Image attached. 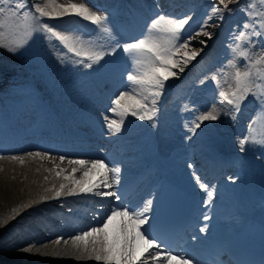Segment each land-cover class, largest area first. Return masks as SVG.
Listing matches in <instances>:
<instances>
[{
  "label": "snow or ice",
  "instance_id": "obj_1",
  "mask_svg": "<svg viewBox=\"0 0 264 264\" xmlns=\"http://www.w3.org/2000/svg\"><path fill=\"white\" fill-rule=\"evenodd\" d=\"M231 2L232 0H219V5L212 6L207 18L200 23L196 31L186 29V25L193 19L191 15L178 18L158 14L150 21L140 38L123 44L116 42L105 47L103 44L86 42L81 35L63 29L64 24L72 23L65 21L64 17L79 18L76 23L87 21L95 26L92 29L94 34L115 40L112 29L107 24L108 18L94 11L86 2L60 3L59 0H40L29 8L28 0H0V49L13 55L17 54L25 41L10 39V35L14 29H22L26 37L36 33L43 35L50 44L53 41L59 42L67 53L76 58L73 61L75 64H82L88 69L99 65L106 56H115L118 51L122 52L130 65L126 74L129 90L121 92L112 102L113 107L110 110L119 120L104 117L109 132L115 135L121 131L128 116L139 120H153L158 111L156 104L167 82L173 78L178 79L179 73L199 55L195 50L188 51L191 40L201 35L211 40L214 33L207 31L209 21L216 17L223 22L225 14L232 15L239 10L247 19L238 26L239 31L233 29L230 32L227 63L211 80L215 84L214 91L218 92V100L225 114L231 113L235 118L241 104L250 95L260 103L261 113H264V8H257L254 0H250L247 6L242 4L241 0H235L239 9H233L229 8ZM260 3L264 4V0H260ZM52 21L55 23H50ZM207 40H200L199 43L207 47ZM181 52L183 54L179 55ZM228 68L235 70L231 84L228 83ZM219 115L217 106L213 104L211 110L195 117L190 130L195 134V130L199 129L204 121H216ZM255 122L253 120L248 124L247 135L238 138L241 151L245 150V144L264 145V135L258 137L253 127ZM152 126L155 127V124ZM27 157L53 161L56 159L40 151L29 152ZM8 158L18 161L21 165L26 159L19 156ZM3 159L5 156L0 155V160ZM59 160L63 163L65 157L60 156ZM67 164L72 166L68 174H65L64 168H59L58 171L52 169L56 177H62L67 182L61 183L59 188L55 189L53 199L84 195L121 200L118 192L114 190V186L120 183L119 167L109 166L103 159H69ZM77 172L81 173L79 178L75 175ZM94 177L100 178L94 180ZM196 183L206 190L210 202L213 199L212 191H207V185L201 183L199 177H196ZM151 205L152 201L148 200L142 209L113 207L98 225L77 232L69 238L58 236L54 243L60 245L63 241L65 245L70 244L74 250L71 255L76 260H93L97 264H173L174 261L175 264H194L192 257L174 253L152 235L151 217L145 215L150 212ZM103 207L101 204V209ZM204 219L209 217L205 215ZM199 231L205 232L206 228L202 227ZM33 247L34 243L22 251L31 253ZM51 255L58 256L59 253L54 252ZM261 264H264V260Z\"/></svg>",
  "mask_w": 264,
  "mask_h": 264
},
{
  "label": "bare ground",
  "instance_id": "obj_2",
  "mask_svg": "<svg viewBox=\"0 0 264 264\" xmlns=\"http://www.w3.org/2000/svg\"><path fill=\"white\" fill-rule=\"evenodd\" d=\"M140 1V0H139ZM198 1L200 0H194L193 5H198ZM205 2L206 9H199V12L205 11L207 15L209 14L210 9L213 5H219V0H201ZM40 2V0H28V3L31 5L34 3ZM60 3H81L86 2L90 8H92L94 11L98 12L101 15H104L107 8L109 6L113 5L114 0H59ZM137 0L135 1V5L137 4ZM225 2H228V0H225ZM178 3V4H177ZM236 2L235 0H232L231 3H229V6L234 5ZM151 7L148 8V14L149 22L145 20L146 15H144L143 11L141 10L140 6L138 5L136 8V11L134 14H132L133 18L131 21V28L130 30L134 32L133 37H118L117 34H113L115 36L114 42L122 39L125 42H132L138 38H140L150 21L158 14H165L167 16H173L178 18H183L185 16L191 15L192 20L189 22V25H186V29L191 28L197 20L196 13L193 12L192 6H188V8L181 9L180 7H185L187 3H184L182 0H150ZM175 8V6H177ZM222 8L223 5H220ZM180 11V14H176ZM65 21H72V23H66L63 25V28L66 32H75L77 35H81L82 39L86 42L89 41L83 35L79 32L80 30L84 29V25H91L87 21H80L79 23H76V21H79V18H72V17H64ZM50 23H55L54 21ZM108 26H110L109 21H107ZM222 25L218 24L216 22H211L210 25L207 28V31L214 33L211 40H207V37L201 35L198 37H194L191 40L190 48L188 49L189 52L192 50H195L199 53L197 58L192 61L187 67H185L184 71L182 73H179V78H173L170 79L167 82V86L164 89L162 95L159 97L157 105L160 106L162 101L169 98V94L176 93L177 90L183 87V85H186L188 87L194 86L195 82L197 81L198 74L194 71L196 66V63L199 64L202 62V60L206 57H208L211 53V49L214 48V42L216 39H218V36L222 32ZM193 31L198 30L197 26L195 25L192 28ZM99 38L102 37V35L98 34ZM104 38V37H102ZM10 39H13V36L10 35ZM118 39V40H117ZM14 40V39H13ZM200 40H207V47L200 44ZM113 41L109 40L107 38H104L101 40L104 44H108V42ZM63 49V47H62ZM1 50V49H0ZM66 54L71 57V60H75L76 58L71 56V54L67 53L65 49H63ZM2 52L5 50H1ZM0 51V52H1ZM7 52V51H6ZM5 52V53H6ZM4 53V52H3ZM3 53H0L3 55ZM4 53V54H5ZM8 54V53H7ZM181 52L179 55H182ZM10 55V54H9ZM47 55V54H46ZM228 57V56H227ZM226 57V58H227ZM117 60L113 61L110 60L108 63H100L99 65H95L92 69L85 68L82 64H80L78 71H75L73 69H64V65L61 66V62L57 61L52 64V66L49 68V70L52 72V83H50V87L57 92H65L64 95L55 96V99L62 100L64 97L65 99H69L70 97H75L76 99L79 98V95L82 94V85H85L84 83H87L86 80H89V77L93 76V74H90L91 70H94L93 73H95V77L93 78V85L90 86L92 90L95 92L100 90H106L110 91L108 93H105L106 99L113 102L118 95L126 90H129V83L126 80V74L130 70V65L128 61L123 57L122 52L118 54L116 57ZM210 60L212 59L209 58ZM68 60V58L66 59ZM5 59L1 56L0 58V104H2L1 109V117H5V114H8V117L15 122L20 123L25 119V121H29L31 117L27 118V116H34L36 115L33 111H26L25 114L27 115L26 118L23 117V115H20L17 117L15 112L22 111L23 109L29 110V108H35L36 105V99L39 97L37 93H31L26 94L23 91V73L17 72V69L15 68H8V63L4 62ZM22 62H16V65L21 66ZM74 67H78L79 64H75L72 62ZM15 65V66H16ZM200 65V64H199ZM198 65V66H199ZM173 71L178 72V69H173ZM74 72V74L77 75V83H75L73 80H69L71 74ZM105 77V78H101ZM114 78V79H110ZM15 79V80H14ZM232 78L228 74V83L231 84ZM206 87L209 88L210 91L215 90V84L214 82L207 81ZM178 85V86H177ZM225 90H227V85H225ZM117 91H121L120 93L116 94ZM216 96H214L210 101L203 99L198 104L199 107L196 108V116H198L200 113L205 112L207 110H211L212 105L215 104L217 106V111L219 112V119L216 121H204L201 125L209 127H213V124L218 126H225L226 122L229 120H234L233 115L231 114H225L222 107L220 106L219 100H218V92L215 93ZM112 96V97H111ZM106 104V102H103L101 106ZM45 106V104L40 105L39 107ZM111 106L113 107V104L111 103ZM46 107V106H45ZM251 105L246 107L244 114L241 116H238L237 120H234L238 122L239 125H242V127H245L249 123L252 122L253 114L251 113ZM260 113L257 114L254 118L256 120L257 124H264V113H261V107H259ZM46 112L48 110L46 109ZM4 114V115H3ZM50 114V112H48ZM109 120H112L110 117L119 120L118 116H115V114L111 111L108 115ZM8 117H6L8 119ZM105 116L99 117V120L102 122L105 121ZM195 119V118H194ZM156 120L154 117L152 121ZM39 122L40 119H37ZM37 121L34 119L32 122L35 124ZM213 123V124H212ZM27 129L26 133L31 132L30 126H25ZM25 127H22V131L20 132H14V134H10L9 136L4 135L2 139L0 140V155H4L5 159L0 160V264H97L96 261L93 260H76L74 256L71 255V253L74 251L70 244L65 245L63 241L60 245H56L54 243V240L58 236H63L65 238H69L73 235H75L77 232H80V230H85L86 228L82 225L77 224L76 220L71 219H65V221H61V216H55L54 222H50L46 220L44 223H41L39 220H37L38 225L37 228H35L32 232L26 231L24 235H22L20 232H16L17 227L15 225L10 226L8 224V221L13 220L17 217L18 220L24 224H27V220L24 219L23 215L30 214L35 209L40 210V212L47 211L48 206H44L43 208L39 204H35L37 201H42L43 198L47 197L49 200H54L52 197L54 196L55 189L59 188V185L61 183H67L63 180L62 177H52L50 179L52 169H56L57 171L59 168L66 169L65 174H68L71 172L70 165L67 164V161L61 163L57 158L53 161L52 159H45L41 160L39 158H28L27 153L30 151H26L25 149H19L17 148L18 145L15 141H17V138L21 136V133H24ZM260 127V126H259ZM258 127V128H259ZM195 130V134H191V141H195V139L198 137V133ZM24 133V134H26ZM237 134V132H236ZM27 135V134H26ZM261 135V134H260ZM219 137V135H216L215 138ZM139 139V138H138ZM158 138L152 137L149 134H145L141 139L137 140V151H135L134 155L143 159V164L141 165L142 169L144 165L151 160L156 165H159V159H157V153L154 151L160 143H158ZM4 141V142H3ZM23 147H26V149L32 148L34 151L35 148H38L37 144H30L25 145ZM16 148V149H14ZM155 148V149H154ZM10 156H19V157H25V163L21 165L18 161H13L9 159ZM115 158L113 156L112 160ZM58 166V167H57ZM140 167V168H141ZM139 168V169H140ZM141 169V171H143ZM76 177L79 178L81 173L77 172ZM47 178V179H45ZM100 177H94L95 179H99ZM187 188H190L189 183L185 184ZM258 186L259 183H255L253 185V188L255 186ZM53 186H55L53 188ZM256 188V187H255ZM47 189H53L52 191H46ZM192 189V190H191ZM189 192H193V188L189 189ZM257 190L253 189L252 193L257 194ZM194 193V192H193ZM246 199L252 197L250 194H244ZM78 196H61L59 199H56L55 202H59L62 205H68V200L71 198ZM84 199V198H83ZM90 200V199H88ZM253 204V200L251 199L248 203V206ZM217 209L219 208V205L216 206ZM52 208V207H51ZM215 207L212 206V209H209L207 214H201L202 222L205 224H208L209 221L213 220L214 218H217L216 215L218 214L216 212L217 210ZM104 212V211H103ZM232 212H236L235 210H232ZM52 214V213H51ZM103 214V213H102ZM207 215L209 219L205 220L204 217ZM214 217V218H213ZM53 221V220H52ZM62 223L64 225L63 227L57 226L56 224L58 222ZM99 223V220L97 219L95 222ZM249 224L246 220H241L239 224V228L243 226H247ZM46 230V231H45ZM239 230V229H236ZM45 231V232H44ZM39 235V236H37ZM48 241H52L51 243H48ZM35 244V247H33L31 253H27L22 251L25 247ZM59 253L58 256L51 255L52 253ZM43 253V255H42ZM175 264V263H174Z\"/></svg>",
  "mask_w": 264,
  "mask_h": 264
},
{
  "label": "rangeland",
  "instance_id": "obj_3",
  "mask_svg": "<svg viewBox=\"0 0 264 264\" xmlns=\"http://www.w3.org/2000/svg\"><path fill=\"white\" fill-rule=\"evenodd\" d=\"M250 2V0H248V2L247 3H249ZM254 2H255V4H256V6H257V8H261V6H259V4H258V0H254ZM15 30V29H14ZM18 32H20L21 33V37L18 35L19 33L17 32V35L18 36H14V40H23V41H25V43H24V46L22 47V51L24 52V56H25V60H28V61H30L31 62V68L35 71V72H38L37 71V67H38V64H35L34 62H32L31 60H34L37 56H40V60L41 61H43L42 60V58L41 57H46V54L48 55H50V57L53 59V61L54 60H57L59 57L56 55V54H51V51H50V46H49V44H48V41H44V40H46L44 37H43V35H41V34H36V33H34L31 37H26L25 35H24V33H23V30L22 29H16ZM15 30V31H16ZM2 50V49H1ZM0 50V51H1ZM4 53L6 52V50L5 51H3ZM2 51L0 52V53H3ZM3 53V55L2 54H0V58H1V56L5 59V61L4 62H6V63H8L7 65H10V64H14V59H12V57H11V54L10 53H8L7 54V52L4 54ZM10 54V55H9ZM13 55V54H12ZM17 62H21V60L20 59H18V61ZM60 62V61H59ZM23 63V62H22ZM43 63L44 64H46L44 61H43ZM61 64H62V62H61ZM62 65H64V64H62ZM65 68H66V66H64ZM47 74H46V76L47 77H50V72L48 71V72H46ZM42 72H39L38 74H37V77H36V85H35V90L36 91H38V89H41V90H43L44 92H46V88L44 87V85H43V81H42ZM85 108H86V110H87V107H86V105H85ZM106 115H107V113H105ZM108 116V115H107ZM111 119H112V117H110ZM90 120H93V119H90ZM213 124V123H212ZM193 126V125H192ZM216 125H214L213 124V127H215ZM224 127V126H223ZM259 127V126H258ZM257 126H256V132H257V136L259 137L260 136V134L261 135H264V125H260V127L258 128ZM189 128L191 129V127L189 126ZM188 128V129H189ZM242 134L243 135H241V137H243L244 135H246L247 134V130L246 131H243L242 132ZM107 135H108V133H107ZM103 136H105V138H106V135H103ZM246 146H247V144H245V148H246ZM259 147H260V149H258V152H260V153H263L264 154V145H259ZM257 150V149H256ZM55 154V153H54ZM65 161H67V160H65ZM53 171H51L50 173H52ZM52 177H56L55 176V174L54 173H52L51 174V177H50V179H52ZM59 178V177H58ZM52 213V212H51ZM50 213V214H51ZM41 216H44L45 215V213L44 214H40ZM51 215H54L53 213L51 214ZM12 222V221H11ZM11 222H9V223H11ZM26 228H29V227H26ZM37 236H39V235H37ZM40 237V236H39Z\"/></svg>",
  "mask_w": 264,
  "mask_h": 264
}]
</instances>
